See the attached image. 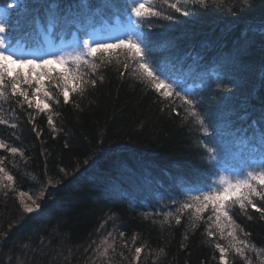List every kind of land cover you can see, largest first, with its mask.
Wrapping results in <instances>:
<instances>
[{
  "label": "trees",
  "instance_id": "obj_1",
  "mask_svg": "<svg viewBox=\"0 0 264 264\" xmlns=\"http://www.w3.org/2000/svg\"><path fill=\"white\" fill-rule=\"evenodd\" d=\"M9 1L0 0V5ZM16 1L19 7L8 12L13 31L7 35L13 41H38L42 32L31 26L55 11V2L47 8L38 7V0ZM64 1H56L62 20L54 29L72 36L82 28L69 25L66 13L73 10L62 8ZM105 1L88 0L89 10L73 12L103 25L115 12L92 9ZM117 1L118 11L127 8L123 0ZM155 2L174 19L151 18L154 23L143 28L150 54L176 78L174 91L194 82L189 98L200 102L197 110L206 117L211 135L186 116L184 102L175 95L171 101L180 115L172 114L169 101L131 77L122 57L119 63L95 61L96 87L83 96L72 94L67 105L62 97L55 103V89L51 112L21 107L18 98L0 101V115L9 122L0 124V139L24 152L13 157L0 150L16 178L7 196L0 190V237L8 233L0 240V264H220L215 244L227 246L228 241L208 219L210 213L193 229L187 212L180 225L174 218L164 222L167 213L158 212L156 202L157 197L175 198L183 183L201 178L211 163L205 144L218 147L220 162L260 156L264 149L259 138L264 131V0H248L247 5L243 0H205L203 5L182 6L188 16L162 0ZM158 44L168 49L160 58L154 54ZM118 53L112 51L113 56ZM46 87L52 90L54 85ZM49 114L55 131L47 124ZM20 192L40 208L24 213ZM172 212L174 216L176 210ZM232 215L250 233L256 250L246 255L259 264L264 259V218L252 209L245 215L238 207ZM104 240L113 244L107 257L96 252ZM136 247L143 248L139 261L134 259ZM228 259L229 264H245L234 250Z\"/></svg>",
  "mask_w": 264,
  "mask_h": 264
},
{
  "label": "snow or ice",
  "instance_id": "obj_2",
  "mask_svg": "<svg viewBox=\"0 0 264 264\" xmlns=\"http://www.w3.org/2000/svg\"><path fill=\"white\" fill-rule=\"evenodd\" d=\"M203 4L205 0H176L170 4V8L176 13L182 12V15L188 16L190 12L182 11V6ZM243 4L247 5L248 0H243ZM17 7L19 5L16 0H10L5 9L0 11V101L18 98L17 103L21 107L26 104L29 109L34 107L39 113H44L46 110L51 112L52 106L49 101H53L55 89H59L55 103L59 104L60 97H62L63 103L67 105L72 100V94L83 96L89 88L96 87L98 81L93 78V74L98 64L95 61L110 64L115 60L119 63L122 57L123 66L130 70L131 77L140 84L150 86L159 97L169 101L168 107L172 114L180 115L177 110L178 106L171 101L175 95L184 102L183 110L186 116L195 118L196 123L204 128L205 133L211 135L207 131L206 117L197 110L200 102L195 97L189 98L187 94L174 91L169 75L159 61L150 54V41L140 31L154 23L151 18H162L169 21L174 19L172 14H163L155 10V0H131L129 9L134 16L131 20V25L134 27H130L126 35L104 40H93L91 36H88L73 44L70 50L56 49L51 43L46 48L37 46L26 50L12 43L7 35L13 31L7 10ZM61 20L62 17L58 11H49L47 23L51 28L57 27ZM113 50H119V53L113 56ZM56 65L59 67L54 68L53 66ZM121 75L124 73L122 72ZM46 83L54 85L53 89L49 90ZM29 89L32 90L31 95ZM8 123V120L0 115V124L7 125ZM47 124L55 131V122L50 114L47 116ZM11 127L16 128V124H12ZM33 131L36 129L33 128ZM37 135L39 136V132ZM255 138L256 132L253 131L251 139L255 140ZM259 138L260 143L264 145V131L260 132ZM68 146L65 144V147ZM204 147L208 154L207 159L211 161L206 169L208 175L202 174L200 179L188 181L183 185L178 195L171 198L173 204L179 202L175 215L173 216L172 211L167 212L164 222L171 223V218H174L175 224L180 225L182 215L187 212L189 227L194 229L202 220L203 214L208 212L210 213L208 219L214 221L220 236L228 241L227 246L220 243L215 244V248L219 250L220 264H229L228 254L233 250L236 255L243 258L245 264H253L246 252L249 249L255 251V245L251 244L248 239L250 233L243 232L232 213L237 207L245 215L248 214L249 209H252L264 218V149L259 159L254 162L245 161L229 171L228 168L220 165L218 147L208 144ZM0 150L11 153L13 157L17 154L20 157L24 156L20 147L10 146L3 139H0ZM15 183L16 178L5 167V158L0 157V190H3L4 195L7 196ZM19 195L24 213H33L40 208L36 200H33L31 206L24 203L23 197L28 196L32 199L28 193L20 192ZM40 195L43 196L44 193L41 192ZM251 218L249 216V219ZM226 226L227 235L225 237ZM239 233H243V239L240 238ZM7 235L8 233L5 232L0 240ZM123 235L124 233L121 232V236ZM207 235L211 237L214 233L209 230ZM102 243L103 249L97 248L96 252L102 257H107L109 250L113 249V244L108 243L107 240ZM142 251V247L135 248L134 259L136 261L141 259ZM261 255H264V252ZM259 264H264V259Z\"/></svg>",
  "mask_w": 264,
  "mask_h": 264
},
{
  "label": "bare ground",
  "instance_id": "obj_3",
  "mask_svg": "<svg viewBox=\"0 0 264 264\" xmlns=\"http://www.w3.org/2000/svg\"><path fill=\"white\" fill-rule=\"evenodd\" d=\"M56 1L58 2L59 0H38L37 1V4H38V7L41 5H44L45 7L48 8L47 4H50V3H54L55 2V7L51 6V8H53L55 11H59L58 9V6L56 4ZM71 0H66L64 2L61 3V6L62 8L66 9V10H73L74 9H79V10H89L91 7L87 4L88 3V0H75V1H71ZM175 1V0H173ZM10 2V1H9ZM9 2H6V3H3L0 5V7H6V4L9 3ZM118 1L117 0H108V1H105L104 4L102 5H98L96 7H94L92 9V12H96L97 10L98 11H103L104 13L106 14H109L111 13L112 11L115 12V14L112 16V17H109L108 21H106L105 23H108V22H113V20L115 19H120V18H123L126 16V14L128 12H130V9H129V5L131 4V0H123V4L127 7L125 8L124 10H120L118 11V9H116V7L118 6L117 3ZM16 3L18 4V2L16 1ZM156 3V2H155ZM157 4V3H156ZM96 8V10H95ZM38 8L37 7H34L33 10H37ZM11 9H8L7 11L9 12ZM39 10V9H38ZM157 11H160L158 10V4L156 5V9ZM68 12L66 13V16H68V18H70V22H69V25H76L77 27H81L82 29L80 30H86V29H83V28H100L102 27V25L100 23H96V24H92V22L95 21V19H91V17L88 16V14L86 13H79V12ZM104 16V15H103ZM47 17L48 15L46 16V18H43V19H39L38 20V23L37 22H34L31 26V28H39L40 31L42 32L41 33V36H40V39L38 41H32L33 39H30V37H26L24 40H23V44H24V47H28L30 49L32 48H35L37 46H40L41 44H43V40H45V36H48L49 39H52V40H55V42L57 43H60L62 41H70L72 40L73 38V35L72 36H68L66 34L63 35L62 34H56L55 33V29L54 28H51L48 23H47ZM86 23H89L88 24V27H85L83 25H85ZM66 24H68L66 22ZM45 34V35H44ZM57 35H60L59 37ZM60 41V42H59ZM22 46V45H21ZM165 50H168L167 47L164 45V44H158L157 45V52H154L155 55H157V57L160 58V54L161 52H164ZM168 62H171V61H168ZM215 69H219V67H215ZM219 72V70H216ZM219 74H216L215 75V78H218L219 77ZM173 79L176 80V78L173 76ZM194 82L192 83H188V86L187 88L183 89V90H186V92L184 93L183 90H181L182 94H188V96L192 95L193 94V90L191 88H195L194 87ZM252 157H260V156H257V155H254V156H250V158ZM245 157H241V159H235V160H231V159H227L225 161H229V162H237L239 163L240 161H244ZM201 174H206V168L202 169V173ZM185 183H183L182 185H184ZM26 197L28 196H25L24 199H26ZM159 198H162V197H157V205L159 204ZM33 201V199H32ZM179 203V202H178ZM178 203L176 204V206L174 207H178ZM173 207V206H172Z\"/></svg>",
  "mask_w": 264,
  "mask_h": 264
},
{
  "label": "rangeland",
  "instance_id": "obj_4",
  "mask_svg": "<svg viewBox=\"0 0 264 264\" xmlns=\"http://www.w3.org/2000/svg\"><path fill=\"white\" fill-rule=\"evenodd\" d=\"M162 3H164V6H166L167 4L170 5L171 3H173V0H167V2H165V0H162ZM4 9H5V7H0V11H3ZM132 19H134V16L130 12H128L126 14V16L123 18L115 19V20H113V22L105 23L100 28H95L92 30L84 31V32L79 31V32L74 34L72 40L62 41L61 43H57V44H56L55 40L49 39L48 36H45V40H43L44 44L40 45V46L46 48L51 43V44L55 45L56 49L70 50L73 44L77 43L80 39L86 38L88 36H91L93 40H98V39L104 40V39H108L110 37L126 35L127 32L129 31V28L134 27V25H131ZM140 31L143 32V28L140 29ZM11 42L16 44L17 47L24 48L26 50H30V48H28V47L21 46V44L19 42L15 43L12 40H11ZM53 67L58 68L59 66L56 65ZM169 77H170V81L174 87L176 80L172 79L170 75H169ZM46 85H47V83H46ZM183 92L185 93L186 90H183ZM257 159H259V157H256V158L252 157L247 161L248 162H254ZM244 162H245V160L240 161L239 163L222 161L220 163V165L228 168L229 171H231L232 167H238L241 164H243ZM25 203L31 206L33 204V201H32V199H29L28 197H26ZM174 206H176V204L172 203V199L159 198V204L157 205V211L158 212H164V213H167L169 211H175L177 207H174Z\"/></svg>",
  "mask_w": 264,
  "mask_h": 264
}]
</instances>
